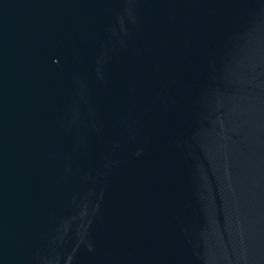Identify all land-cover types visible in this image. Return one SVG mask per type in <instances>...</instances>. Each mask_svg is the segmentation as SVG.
I'll return each instance as SVG.
<instances>
[{"label":"water","instance_id":"obj_1","mask_svg":"<svg viewBox=\"0 0 264 264\" xmlns=\"http://www.w3.org/2000/svg\"><path fill=\"white\" fill-rule=\"evenodd\" d=\"M0 264H264V0H0Z\"/></svg>","mask_w":264,"mask_h":264}]
</instances>
